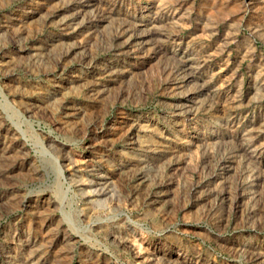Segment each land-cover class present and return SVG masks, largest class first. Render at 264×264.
Wrapping results in <instances>:
<instances>
[{"label": "rangeland", "instance_id": "374dc122", "mask_svg": "<svg viewBox=\"0 0 264 264\" xmlns=\"http://www.w3.org/2000/svg\"><path fill=\"white\" fill-rule=\"evenodd\" d=\"M0 264H264V0H0Z\"/></svg>", "mask_w": 264, "mask_h": 264}]
</instances>
